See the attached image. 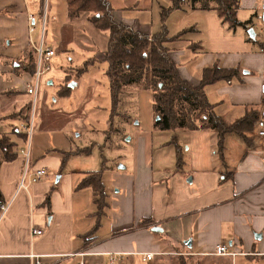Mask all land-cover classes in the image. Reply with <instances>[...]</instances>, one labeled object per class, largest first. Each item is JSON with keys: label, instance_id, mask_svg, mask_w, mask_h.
<instances>
[{"label": "crops", "instance_id": "crops-1", "mask_svg": "<svg viewBox=\"0 0 264 264\" xmlns=\"http://www.w3.org/2000/svg\"><path fill=\"white\" fill-rule=\"evenodd\" d=\"M109 1L118 22L144 34H157L163 25L172 37L189 30L183 41L171 43L170 48L181 76L193 85L200 84L204 69L216 65L240 71L232 81L205 89L219 116L232 123L251 107L264 112V5L260 0H240L238 20L251 24L236 30L216 12L195 11L188 5L173 11L163 24L161 12L171 6L169 0L163 4L151 0L147 6L138 1L129 7ZM155 7L158 26L145 17ZM39 10V0H0V135L16 144V158L0 168L3 205H9L0 214V264H35L32 256L40 257L43 264H156L171 257L184 258V264L197 258L200 264L201 258L233 261L243 255L264 256V138L258 134L264 116L245 138L226 135L222 161L210 132H172L185 137L182 144L175 142L182 150V169H176L175 144L170 145V168L153 154L148 159L138 157L129 175L112 173L114 194L103 182L106 206L98 215L94 188L80 186L91 172L68 166L67 148L42 149L43 133L28 137L24 127L33 117V108L29 122L23 115L14 117L31 104L26 88L33 75L30 55L38 44L33 36ZM29 15L35 16L33 33ZM177 18L184 21L171 32V21ZM51 72L49 84H53ZM20 134H26V139ZM61 139L67 146V140ZM22 150L29 152V160ZM26 165L29 174L45 169L47 175L19 189ZM33 229L44 233L33 236ZM222 245L236 256L216 255ZM142 254L154 258L143 262Z\"/></svg>", "mask_w": 264, "mask_h": 264}, {"label": "rangeland", "instance_id": "rangeland-1", "mask_svg": "<svg viewBox=\"0 0 264 264\" xmlns=\"http://www.w3.org/2000/svg\"><path fill=\"white\" fill-rule=\"evenodd\" d=\"M111 1L115 6L123 4L129 7L138 1L141 6H147L151 0ZM155 1L163 4V0ZM155 11L156 7L145 17L158 26L159 13ZM42 13L40 9L36 19L38 29L33 36L36 43L40 39ZM46 15L44 39L46 47L54 49L56 55L51 63L53 84L46 81L49 73L42 80L33 113V132L44 134L42 149L53 146L56 149L67 148L69 155L66 164L70 167L82 168L91 173L103 168V182L107 183L109 189L111 186L113 194L117 189H113L112 173L129 175L136 169L138 157L144 155L148 159L153 154L154 157H161L164 166L170 168L173 160L169 155L173 151V147H170L173 145L172 137H175L177 144L178 140L182 144L185 137L155 129L157 117L152 92L140 89L127 92L120 108L126 118H114L111 129L109 65L103 56L107 34L82 20L69 24L66 0H48ZM183 21L181 18L173 19L171 32H175ZM71 84L76 86L67 94H62V88L70 87ZM61 138L67 140V146L62 145ZM86 151L88 153L84 154ZM183 151H186L185 147ZM154 164L156 166V162ZM183 259H158L156 264H184ZM196 259H187L185 264H197ZM200 261V264H264V256L249 258L243 255L233 261L231 258H201Z\"/></svg>", "mask_w": 264, "mask_h": 264}, {"label": "trees", "instance_id": "trees-1", "mask_svg": "<svg viewBox=\"0 0 264 264\" xmlns=\"http://www.w3.org/2000/svg\"><path fill=\"white\" fill-rule=\"evenodd\" d=\"M169 1L171 6L162 8L163 24L173 11L182 10L186 5L195 11L216 12L221 21L231 30H236L238 27L247 28L251 24V22L242 23L238 20L240 0ZM66 3L68 18L72 23L82 20L97 31L107 34L104 59L109 65L107 75L112 98L111 129L114 118H126L120 111L126 93L137 89L147 90L152 92L155 116L160 118L159 121L156 120L155 129L169 132H210L216 140V155L222 161L226 135L236 134L245 138L247 133L255 130L261 117L264 116L261 109L251 107L243 118L230 123L219 116L216 113V106L209 102L205 92L206 87L219 81H232L240 75L239 70H224L217 65L206 68L197 86L181 76L178 65L171 57L170 44L183 41L190 33L189 30L172 37L163 25L159 33L147 35L118 22L109 0H66ZM39 5L42 13L44 0H39ZM30 57L32 69L29 72L33 74L36 64L35 51ZM69 90L68 86L63 87L62 94H67ZM31 109V104L27 105L23 112L15 117L23 115V120L29 122ZM20 135L23 140L26 139V134ZM171 143L176 145L174 139ZM15 147L16 144L8 136L0 135V168L4 162H11L16 158ZM175 148L176 169L181 170L182 150L177 145ZM103 170L89 173L80 185L94 188L98 215L106 206L105 187L102 181ZM3 204L4 200L0 191V214Z\"/></svg>", "mask_w": 264, "mask_h": 264}, {"label": "built area", "instance_id": "built-area-1", "mask_svg": "<svg viewBox=\"0 0 264 264\" xmlns=\"http://www.w3.org/2000/svg\"><path fill=\"white\" fill-rule=\"evenodd\" d=\"M260 1L264 5V0H260ZM47 11H48V0H44V11L42 14V23H41L42 33L39 39V43L33 46V49L36 55L35 71L32 75L31 80L27 84V88H26L27 94L31 97V105H32L33 111L35 110L37 106V101H38V97L40 94L42 80L47 74H49L52 71L51 63H52L53 58L56 55V52L54 49L46 47V43L44 39V29L47 23V15H46ZM28 20L31 25L30 33H33L35 31V28H34L35 16L29 15ZM33 121L34 120L32 117L29 124L26 127H24L28 137H31L33 133V127H34ZM258 134L261 138H264V125ZM22 153H24L26 159L29 160V152L28 151L24 152L22 150ZM46 175H47V172L45 169H39V170H36L34 173L29 174V167L26 165L24 174L22 176V179L19 185V189H27L29 183H33V184L38 183ZM8 206L9 205L7 204L1 206V215L6 213V211L9 208ZM43 233L44 232L41 229H33L32 231L33 236H42ZM216 255L235 257L236 253L231 252L228 246L222 245L218 247ZM141 256H142L143 262H150L154 258V254H142ZM32 259H34L35 264H43L42 259L38 256H32Z\"/></svg>", "mask_w": 264, "mask_h": 264}, {"label": "water", "instance_id": "water-1", "mask_svg": "<svg viewBox=\"0 0 264 264\" xmlns=\"http://www.w3.org/2000/svg\"><path fill=\"white\" fill-rule=\"evenodd\" d=\"M249 33L251 34V36H254V31H253V30H250ZM75 86H76L75 84H71V85H70V88H73V87H75ZM159 120H160V118L157 117V121H159Z\"/></svg>", "mask_w": 264, "mask_h": 264}]
</instances>
